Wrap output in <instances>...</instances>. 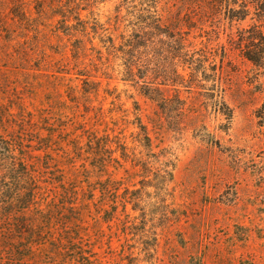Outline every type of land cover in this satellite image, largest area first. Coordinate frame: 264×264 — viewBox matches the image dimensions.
Here are the masks:
<instances>
[{"label": "rangeland", "instance_id": "obj_1", "mask_svg": "<svg viewBox=\"0 0 264 264\" xmlns=\"http://www.w3.org/2000/svg\"><path fill=\"white\" fill-rule=\"evenodd\" d=\"M200 1L83 0L66 21L49 0H0V109L53 101L73 129L84 121L127 144L115 155L123 203L104 212L92 202L86 218L83 243L99 264H264V0ZM151 12L185 41L159 37L155 83L144 86L125 51L136 16ZM84 23L91 41L77 59ZM81 74L102 83L76 99Z\"/></svg>", "mask_w": 264, "mask_h": 264}, {"label": "trees", "instance_id": "obj_2", "mask_svg": "<svg viewBox=\"0 0 264 264\" xmlns=\"http://www.w3.org/2000/svg\"><path fill=\"white\" fill-rule=\"evenodd\" d=\"M82 2L49 0V6L60 9L62 17L70 21L68 12ZM218 2L225 5L223 0ZM80 15L78 12L77 20L81 19ZM136 19L129 35V50L125 51L128 54L125 71L133 82L138 83L142 78L144 86H148L155 83L156 69L151 65L160 38L165 36L168 43L178 41L180 46L185 38L183 28L173 27L159 12L139 14ZM87 29L84 23L74 34L77 59L87 56L91 41ZM253 39L254 36L249 43ZM253 45H246L245 55L256 61L250 52ZM179 54L183 55L182 47ZM138 69H144V74L136 78ZM185 71L179 75L184 76ZM81 75H86L81 89L78 85L69 86L75 91L76 99L80 98L79 93L90 97L92 89L97 93L102 83L91 79L92 75ZM145 94L151 98L154 95ZM17 107L15 110L9 105L0 109V264H99L88 250L89 245L83 243L84 237L90 241L91 222L86 218L93 215L92 202H98L104 212L123 203L117 201L122 161L115 155L119 150L123 154L128 151L126 142H121L117 135L111 136L109 131L100 134L97 127L87 128L84 121L73 129L77 121L69 119L64 123L70 114L53 101L30 110L21 104ZM143 127L146 139L150 140L147 126ZM68 156L75 159L69 162L70 166ZM98 157L102 161L94 163ZM78 159L81 166H77ZM98 220H101L99 215L95 218Z\"/></svg>", "mask_w": 264, "mask_h": 264}]
</instances>
